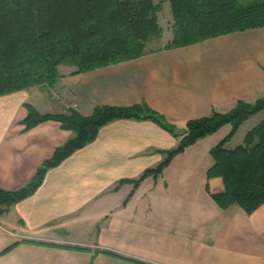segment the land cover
<instances>
[{"label":"crops","instance_id":"0c3cea01","mask_svg":"<svg viewBox=\"0 0 264 264\" xmlns=\"http://www.w3.org/2000/svg\"><path fill=\"white\" fill-rule=\"evenodd\" d=\"M70 70L61 65L52 84L0 94V188L24 185L73 135L52 118L25 127L26 103L39 113L72 107L87 115L95 105L143 102L185 127L211 107L225 111L264 94V26ZM229 130L225 123L196 139L133 186L129 179L179 136L150 118L106 121L0 214V264H264V201L247 213L210 195L224 185L205 174L209 148Z\"/></svg>","mask_w":264,"mask_h":264},{"label":"trees","instance_id":"16d2710c","mask_svg":"<svg viewBox=\"0 0 264 264\" xmlns=\"http://www.w3.org/2000/svg\"><path fill=\"white\" fill-rule=\"evenodd\" d=\"M165 1L172 17L171 38L162 47L150 48L149 41L162 36L158 14ZM262 26L264 0H0V94L52 84L62 75L61 65L70 66L72 73L83 72L147 51ZM262 109L264 94L252 101L237 98L225 111L211 107L208 114L187 119L185 132L178 134L174 123L143 102L95 105L87 115L72 107L39 113L26 103L25 127L52 118L73 135L55 147L24 185L0 188V214L33 192L47 168L92 140L100 125L119 117L150 118L179 136L161 161L129 179L133 186L147 175L159 174L176 153L196 139L230 123V130L209 148L212 163L205 174L222 178L223 189L210 193L221 207L236 203L248 213L264 201V116L245 132L242 142L231 147L226 143L244 119Z\"/></svg>","mask_w":264,"mask_h":264},{"label":"rangeland","instance_id":"374dc122","mask_svg":"<svg viewBox=\"0 0 264 264\" xmlns=\"http://www.w3.org/2000/svg\"><path fill=\"white\" fill-rule=\"evenodd\" d=\"M239 1L240 2H248V1H251V0H239ZM171 19H172V17H171V11H170L169 2L165 1L163 3V9L158 14V21H159V24L162 27V36L159 39H151V41H149V43H148V47H150V48L159 47V46L165 44L171 38V28H170ZM261 116H264V109H262V110H260V111H258L256 113H253L250 116H248L246 119H244L236 127V129H235L234 133L232 134L231 138L226 143V146L231 147V146H234L237 143L242 142L245 132L252 125H254L256 122H258L259 118ZM230 128H231V125H230ZM210 156H211V154H210Z\"/></svg>","mask_w":264,"mask_h":264},{"label":"water","instance_id":"95a60500","mask_svg":"<svg viewBox=\"0 0 264 264\" xmlns=\"http://www.w3.org/2000/svg\"><path fill=\"white\" fill-rule=\"evenodd\" d=\"M185 127H174L176 133L182 134L185 132Z\"/></svg>","mask_w":264,"mask_h":264}]
</instances>
